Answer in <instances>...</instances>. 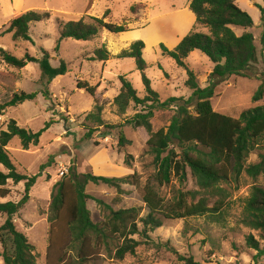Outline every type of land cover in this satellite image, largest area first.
<instances>
[{"label": "rangeland", "instance_id": "374dc122", "mask_svg": "<svg viewBox=\"0 0 264 264\" xmlns=\"http://www.w3.org/2000/svg\"><path fill=\"white\" fill-rule=\"evenodd\" d=\"M254 4L264 6V0L237 2V6L251 16L252 27L231 28L237 36L243 32L252 33L255 45L258 50L262 49L264 58V46L259 43L263 25L259 9ZM131 5L137 7L134 14L129 10ZM185 9H188V0H0V31L18 13L28 10L50 12L49 19L30 24L32 42L13 41L11 34L6 33L0 36V48L16 57H22L27 52L36 58L41 57V49H44L50 55L52 66H58L60 59L68 65L64 75L55 77L46 85L41 79L37 63H28L17 69L7 66L0 59V104L9 101L15 92H39L33 100L0 111V130L6 129L10 119L33 132L42 129L46 122L53 121L41 133L37 144L22 149L20 140L13 137L6 147L18 172L28 176L39 175L27 202L13 218L15 228L34 246L37 264H45L49 241V205L56 183L68 179L71 171L77 175L92 173L109 177L137 173L139 188L123 184L125 192L122 194H117L115 188L102 183L88 182L85 185V193L91 197L86 205L93 222L103 223L107 213L94 199L102 200L114 210L139 205L143 207L142 214L146 213L141 187L151 179L155 170L153 157L147 151L149 134L143 127H134L128 122L134 114L142 111L143 106L131 101L122 112L113 101L121 87L118 79L120 75H125L131 82L138 97H144L145 91L134 60L118 58V54L133 41H143L142 55L146 62L144 74L160 100L189 97L191 90L185 85L186 70L177 67L171 58L163 56L160 51V44L168 49L176 46L171 48L170 45L176 40L173 36L175 32L179 31L177 35H186L192 30L195 20L186 22L187 28L184 29L182 14ZM106 10L109 13L104 21L124 24L130 30L116 34L102 29L87 41L63 39L58 52H54L59 37L58 21L77 20L86 15L101 18ZM197 30L204 31L199 27ZM100 46L108 51V59L90 60L93 50ZM184 61L197 76L200 86L204 87L212 63L199 51L191 52ZM256 69H262L260 62ZM76 80L96 85L95 95L92 97L84 90L77 89ZM214 81L211 105L215 111L237 118L243 110L264 104V98L257 102L251 100L259 84L255 78L232 75L224 79L214 78ZM44 90L48 91V99L42 95ZM95 104L101 106V125L94 118H86L88 113L96 112ZM175 109L172 105L155 110L150 119L152 131L166 127ZM190 110L193 111V107ZM120 132L127 140L123 146L118 144ZM261 145L250 153L247 163L259 161L258 155L264 151V139ZM41 164H45L42 171ZM0 169L5 171L2 166ZM254 184L264 187V174L253 179L242 173L236 181L221 184L227 195L222 197L225 207L220 214L163 219L160 227L149 232L152 243L140 245L133 255L118 261L109 259L102 252L86 264H183L165 245L202 264H254L256 250L246 244V238L251 235L263 248L264 236L242 222L245 199ZM8 187L11 194L7 199L18 201L23 196V182L13 184L9 181ZM178 188L197 189L189 169L186 170L184 181L179 182L173 177L167 185L160 187V196L169 202ZM3 221L4 217L0 216V226ZM2 236L7 249L12 251L11 239L4 232ZM2 251L0 241V264H4ZM67 255L72 258L76 252L72 250ZM257 264H264V256L258 257Z\"/></svg>", "mask_w": 264, "mask_h": 264}, {"label": "trees", "instance_id": "16d2710c", "mask_svg": "<svg viewBox=\"0 0 264 264\" xmlns=\"http://www.w3.org/2000/svg\"><path fill=\"white\" fill-rule=\"evenodd\" d=\"M260 12L263 25L259 43L264 46V6L254 4ZM137 7L130 6V12L135 13ZM188 9L194 14L195 21L186 35L172 49L160 44L163 56L171 58L177 67L186 70L185 85L191 90L187 98L170 97L161 101L158 93L151 87L149 78L144 74L146 62L141 40L133 41L128 48L118 54V58L134 60L135 68L141 74L145 95L137 96L131 82L125 75L119 76L121 87L114 97V103L120 111H124L132 101L143 106L141 112L133 115L128 121L134 127H143L149 134L147 140L148 152L153 157L155 167L150 180L141 187V199L147 209L142 214L143 207L132 205L126 208L112 209L100 199H94L97 205L106 210L103 223H95L90 217L87 200L91 198L85 193L88 182L105 184L113 187L117 194L124 193L123 184H131L139 188L136 172L122 177H109L84 173L77 175L71 171L68 179L56 183L49 205V241L45 264H86L91 258L104 252L111 260H123L127 255H133L140 245L152 243L149 232L160 227L163 219H184L192 216L221 213L225 207L226 189L222 183L236 181L242 173L255 179L264 174V151L258 155L257 163H247L250 153L263 146L264 139V104L243 110L237 118L215 111L211 105L214 96V78L224 79L229 76L255 78L259 81L252 94L253 102L264 98V58L262 49L258 50L252 33L243 32L237 36L231 26L250 28L253 25L251 16L240 9L235 0H188ZM109 13L105 11L101 18L86 15L77 20L58 21L59 37L55 42L54 52H58L60 41L71 38L87 41L95 37L102 29L110 33H123L130 29L124 24L104 21ZM50 18L48 10H28L12 16L0 36L11 34L13 41L32 42L29 35L30 24ZM203 28L199 31L197 28ZM192 51H199L211 63L212 69L208 75L207 84L202 87L197 76L188 68L185 58ZM41 57L36 58L25 52L24 56L16 57L0 48V59L7 66L21 69L28 63H37L41 79L49 84L55 77L68 71L67 63L60 59L58 66L50 63L48 51L41 49ZM109 53L104 46L93 50L90 60L106 61ZM260 62L262 69H256ZM160 68V66H159ZM76 88L82 89L90 96L96 93V85L85 80H76ZM38 91L13 93L10 100L0 104V111L14 107L26 100L36 98ZM42 95L48 99V91ZM174 106L175 113L168 125L157 131H152L150 119L158 109ZM193 107V111H191ZM96 112H90L86 118H94L98 125L102 124L99 116L101 106L95 104ZM53 121L45 123L39 131L33 132L20 127L14 119L7 122L6 129L0 130V216L4 221L0 226L1 253L4 264H37L34 246L26 236L18 231L13 223L14 215L27 202L29 192L39 176L25 175L17 171L12 161L7 145L13 137L20 140L22 149L35 145L41 133ZM91 130L89 131V133ZM118 144L123 146L127 140L120 132ZM45 164L40 165V171ZM189 169L197 189H176L169 202L160 196L159 188L167 185L175 177L179 182L186 178ZM13 184L23 182L24 193L18 201L7 199L11 194L8 182ZM219 197L214 199V197ZM242 222L247 227L259 231L264 236V187L252 185L245 199ZM2 232L7 234L12 242V251L7 249ZM246 244L256 250L254 264L258 257L264 256V247L251 235L247 236ZM176 259L183 264H202L191 256L180 255L172 247L165 245ZM74 250L76 255L70 258L68 252Z\"/></svg>", "mask_w": 264, "mask_h": 264}, {"label": "crops", "instance_id": "0c3cea01", "mask_svg": "<svg viewBox=\"0 0 264 264\" xmlns=\"http://www.w3.org/2000/svg\"><path fill=\"white\" fill-rule=\"evenodd\" d=\"M235 2L237 4L238 0H235ZM251 2H253V0H251ZM182 16H184V20H183L184 21V24H185L184 25L185 26L184 29H186L187 28L186 27L187 26L186 25L187 24L186 22H188V21L189 22H192L193 20H195V17H194V14L189 9H185V12L182 14ZM178 32L179 31L175 32L174 35H173V36H175L176 40L172 44H170L171 45V48L173 46H175L181 40V38L185 35V33H181V35H177Z\"/></svg>", "mask_w": 264, "mask_h": 264}]
</instances>
